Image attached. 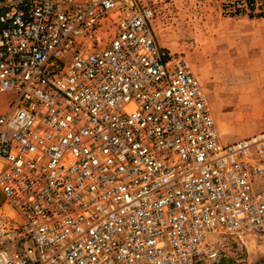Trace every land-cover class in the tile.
<instances>
[{"label":"built area","instance_id":"built-area-1","mask_svg":"<svg viewBox=\"0 0 264 264\" xmlns=\"http://www.w3.org/2000/svg\"><path fill=\"white\" fill-rule=\"evenodd\" d=\"M225 18L264 0H214ZM165 0H0V264H212L264 238V131L223 144ZM212 237V238H210Z\"/></svg>","mask_w":264,"mask_h":264},{"label":"rangeland","instance_id":"rangeland-1","mask_svg":"<svg viewBox=\"0 0 264 264\" xmlns=\"http://www.w3.org/2000/svg\"><path fill=\"white\" fill-rule=\"evenodd\" d=\"M152 30L163 49L186 56L223 144L264 131V16L225 18L214 0H165ZM17 96L0 93V113ZM252 182L263 190L264 173ZM221 249L212 264H264V238L251 233L228 237Z\"/></svg>","mask_w":264,"mask_h":264}]
</instances>
